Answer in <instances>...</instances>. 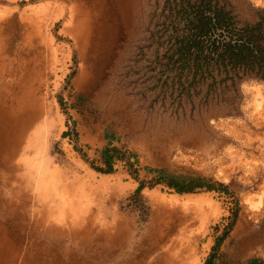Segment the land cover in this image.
Segmentation results:
<instances>
[{"label":"rangeland","instance_id":"rangeland-1","mask_svg":"<svg viewBox=\"0 0 264 264\" xmlns=\"http://www.w3.org/2000/svg\"><path fill=\"white\" fill-rule=\"evenodd\" d=\"M151 2L0 0V264L264 260V82L243 80L234 107L175 98ZM106 145L123 153L110 172L94 167Z\"/></svg>","mask_w":264,"mask_h":264},{"label":"trees","instance_id":"trees-1","mask_svg":"<svg viewBox=\"0 0 264 264\" xmlns=\"http://www.w3.org/2000/svg\"><path fill=\"white\" fill-rule=\"evenodd\" d=\"M149 21L158 64V77L175 98L203 104H225L234 107L241 96L240 83L246 79L264 82V7L248 2L243 11L236 0H152ZM162 88V87H161ZM177 98V99H178ZM120 147L106 145L100 151L104 166L98 170L110 172L114 160L122 158ZM93 165V164H92ZM156 182H164L176 191H191L198 187L213 188L191 177L161 174ZM140 181L136 193L143 187ZM218 185L225 189V184ZM236 216V210L234 212ZM227 228L218 235L213 248L225 238ZM264 224V218L261 221ZM213 253L204 264L212 263ZM252 256L238 264H257Z\"/></svg>","mask_w":264,"mask_h":264},{"label":"bare ground","instance_id":"bare-ground-1","mask_svg":"<svg viewBox=\"0 0 264 264\" xmlns=\"http://www.w3.org/2000/svg\"><path fill=\"white\" fill-rule=\"evenodd\" d=\"M14 219H15V217H14ZM162 241H163V239L160 242H162ZM158 249H160V252L157 253L155 261H153L151 264H190L189 263L190 258L186 254L185 248L173 247V248L167 249V251H163V250H161V248H158ZM53 263H54V261H53Z\"/></svg>","mask_w":264,"mask_h":264}]
</instances>
